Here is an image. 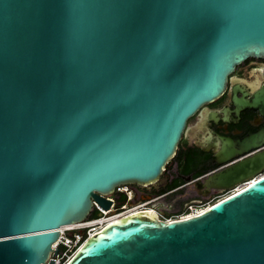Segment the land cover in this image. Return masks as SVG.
<instances>
[{"label":"water","instance_id":"95a60500","mask_svg":"<svg viewBox=\"0 0 264 264\" xmlns=\"http://www.w3.org/2000/svg\"><path fill=\"white\" fill-rule=\"evenodd\" d=\"M249 56L264 0H0V264L56 257L59 227L118 185L165 186L188 119ZM263 145L225 139L199 195L261 173ZM66 264H264V175L195 216L117 218Z\"/></svg>","mask_w":264,"mask_h":264},{"label":"flooded vegetation","instance_id":"af4514ba","mask_svg":"<svg viewBox=\"0 0 264 264\" xmlns=\"http://www.w3.org/2000/svg\"><path fill=\"white\" fill-rule=\"evenodd\" d=\"M262 93H264V57L249 56L230 74L223 95L216 101L202 106L188 119L178 149L181 157L177 160L173 159L168 167L167 184L150 189L132 184L135 195L130 200L126 195L119 196L117 201L120 211L129 210L153 195L170 192L163 199L152 204L154 208L152 210L159 216V212L168 214L178 211L187 202L202 197L197 191L196 182L224 167L219 165L215 158V151L221 147L222 142L227 138L241 140L264 128V105L260 97ZM242 98L250 104H255L256 107L245 105L240 101ZM263 149L264 145L260 150ZM186 163L190 169L187 172L182 171ZM175 183L178 185L173 186ZM218 192L222 193L224 190H215L209 194ZM185 195L189 201H184Z\"/></svg>","mask_w":264,"mask_h":264},{"label":"built area","instance_id":"2783aa9c","mask_svg":"<svg viewBox=\"0 0 264 264\" xmlns=\"http://www.w3.org/2000/svg\"><path fill=\"white\" fill-rule=\"evenodd\" d=\"M264 175V172L258 173L253 179L245 180L233 189L224 190L222 193H214L211 198L204 200H195L193 202H187L184 207L177 212L163 213L159 212V218L165 221H171L176 219L188 218L191 216L198 215L207 210L217 200L243 188L256 178ZM170 192L153 195L135 205L133 208L120 211L118 208V198L121 195H126L128 200L132 199L135 195L132 184L118 185L114 192L110 195L99 194V196L112 201L110 206L105 209L96 199H93V211H96V215H89L85 220L74 222L71 224H63L59 227L60 233L57 240L53 243V249H57V256L54 257V252L49 255L46 264H49L51 259L55 260L54 264H66L72 256L77 252L79 248L96 232L101 230L109 222L125 216L127 214L140 211V210H152V204L156 201L163 199ZM165 205V204H164ZM167 206V204L165 205ZM166 209V208H165ZM91 212V213H92ZM43 263V264H45Z\"/></svg>","mask_w":264,"mask_h":264},{"label":"trees","instance_id":"16d2710c","mask_svg":"<svg viewBox=\"0 0 264 264\" xmlns=\"http://www.w3.org/2000/svg\"><path fill=\"white\" fill-rule=\"evenodd\" d=\"M179 157H181V153H178L175 157H174V160H177ZM190 169H189V167H188V165H187V163L185 164V166L184 167H182V171H185V172H187V171H189ZM178 184L177 183H175L173 186H177ZM97 214V212L96 211H93L92 213H91V215L93 216V215H96Z\"/></svg>","mask_w":264,"mask_h":264},{"label":"rangeland","instance_id":"374dc122","mask_svg":"<svg viewBox=\"0 0 264 264\" xmlns=\"http://www.w3.org/2000/svg\"><path fill=\"white\" fill-rule=\"evenodd\" d=\"M213 194H208V195H206V196H202V197H199L198 198V200H200V199H202V200H204V199H206V198H211V196H212ZM185 200L184 201H189V199L188 198H186V195L183 197ZM194 201V200H193ZM193 201H189V202H193ZM175 207H177V206H175ZM163 211H164V209H163ZM174 212H177V210H175Z\"/></svg>","mask_w":264,"mask_h":264},{"label":"bare ground","instance_id":"6f19581e","mask_svg":"<svg viewBox=\"0 0 264 264\" xmlns=\"http://www.w3.org/2000/svg\"><path fill=\"white\" fill-rule=\"evenodd\" d=\"M66 224H71V223H66Z\"/></svg>","mask_w":264,"mask_h":264}]
</instances>
